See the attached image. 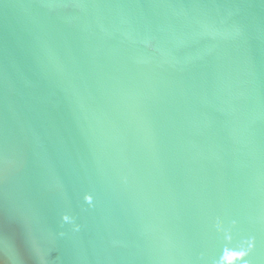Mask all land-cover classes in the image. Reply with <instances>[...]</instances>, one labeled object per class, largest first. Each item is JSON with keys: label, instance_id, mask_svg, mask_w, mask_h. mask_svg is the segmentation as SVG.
Returning <instances> with one entry per match:
<instances>
[{"label": "water", "instance_id": "obj_1", "mask_svg": "<svg viewBox=\"0 0 264 264\" xmlns=\"http://www.w3.org/2000/svg\"><path fill=\"white\" fill-rule=\"evenodd\" d=\"M0 264H264V0H0Z\"/></svg>", "mask_w": 264, "mask_h": 264}]
</instances>
